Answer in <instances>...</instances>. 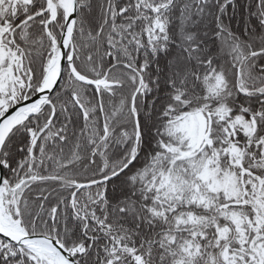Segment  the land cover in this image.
Wrapping results in <instances>:
<instances>
[{"label": "snow or ice", "instance_id": "obj_1", "mask_svg": "<svg viewBox=\"0 0 264 264\" xmlns=\"http://www.w3.org/2000/svg\"><path fill=\"white\" fill-rule=\"evenodd\" d=\"M0 264H264V0H0Z\"/></svg>", "mask_w": 264, "mask_h": 264}]
</instances>
